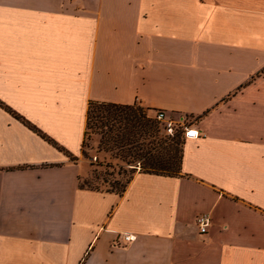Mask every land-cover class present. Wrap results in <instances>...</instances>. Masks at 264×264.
<instances>
[{"label": "crops", "instance_id": "1", "mask_svg": "<svg viewBox=\"0 0 264 264\" xmlns=\"http://www.w3.org/2000/svg\"><path fill=\"white\" fill-rule=\"evenodd\" d=\"M91 101L191 123L181 175L81 187ZM0 264H264V0H0Z\"/></svg>", "mask_w": 264, "mask_h": 264}, {"label": "trees", "instance_id": "2", "mask_svg": "<svg viewBox=\"0 0 264 264\" xmlns=\"http://www.w3.org/2000/svg\"><path fill=\"white\" fill-rule=\"evenodd\" d=\"M93 121H96V124ZM158 123L159 122L157 120L154 121L140 105H115L95 101L89 103L83 150L84 146L87 144V140L91 137V132L89 131H91L93 127L107 128L111 132H119L116 134V137H111L109 142H113L114 147L121 149L120 155L123 158L130 157L133 159V162L129 161L128 163L139 162L140 168L136 166L135 169H133L131 178H129L127 184L123 186L120 191L111 190L108 192H115L122 195L128 183L138 171L169 177L181 175L184 141H181L180 134H176L177 136L175 137L176 143L182 146L181 158L178 163L174 159L175 154L155 152L147 148L145 144L140 143L141 139L155 135L158 129ZM102 142L101 140V144ZM81 187L89 188L82 184ZM89 189L99 190L95 188Z\"/></svg>", "mask_w": 264, "mask_h": 264}, {"label": "rangeland", "instance_id": "3", "mask_svg": "<svg viewBox=\"0 0 264 264\" xmlns=\"http://www.w3.org/2000/svg\"><path fill=\"white\" fill-rule=\"evenodd\" d=\"M152 119L156 120L153 117ZM93 122L96 124V121ZM89 132H91V137L84 146L83 159L89 165L90 176L83 179L81 184L103 191H120L131 178L133 169L136 166L139 167V162L128 163L129 161L133 162V159L130 157L123 158L120 155L121 149L114 147L113 142H109L110 138L116 137L119 132H111L107 128L98 127H93ZM176 136L166 135L163 126L158 123L155 135L141 139L140 143L145 144L147 148L155 152L175 154L174 159L178 163L181 158L182 146L176 143ZM180 137L181 141H184L181 134ZM101 140L103 141L102 144Z\"/></svg>", "mask_w": 264, "mask_h": 264}, {"label": "built area", "instance_id": "4", "mask_svg": "<svg viewBox=\"0 0 264 264\" xmlns=\"http://www.w3.org/2000/svg\"><path fill=\"white\" fill-rule=\"evenodd\" d=\"M155 119L163 126V130L168 136L174 137L176 134H181L185 139H197L201 135L197 129L191 127V123L185 120H174L164 110H159ZM210 223L211 218L208 215H200L197 218V225L202 234L207 232ZM131 238V236H125L126 241L131 240Z\"/></svg>", "mask_w": 264, "mask_h": 264}]
</instances>
